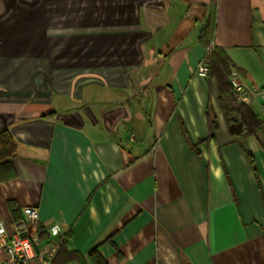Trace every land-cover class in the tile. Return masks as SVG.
Returning a JSON list of instances; mask_svg holds the SVG:
<instances>
[{"label":"crops","instance_id":"0c3cea01","mask_svg":"<svg viewBox=\"0 0 264 264\" xmlns=\"http://www.w3.org/2000/svg\"><path fill=\"white\" fill-rule=\"evenodd\" d=\"M208 19L255 136L197 74ZM263 130L264 0H0V224L37 207L50 264H264Z\"/></svg>","mask_w":264,"mask_h":264},{"label":"built area","instance_id":"2783aa9c","mask_svg":"<svg viewBox=\"0 0 264 264\" xmlns=\"http://www.w3.org/2000/svg\"><path fill=\"white\" fill-rule=\"evenodd\" d=\"M208 62L206 55L198 65V75L208 76ZM230 83L234 99L244 102L247 89L234 70L230 72ZM22 214V219L17 223V232L12 236H9L0 224V251L6 255V259L0 257V264H50L60 247L62 235L59 228L57 225L50 226L47 229V240L42 244L39 237L37 207L25 206Z\"/></svg>","mask_w":264,"mask_h":264},{"label":"trees","instance_id":"16d2710c","mask_svg":"<svg viewBox=\"0 0 264 264\" xmlns=\"http://www.w3.org/2000/svg\"><path fill=\"white\" fill-rule=\"evenodd\" d=\"M212 33L213 22L208 19L200 29L199 40L210 50V53H207L209 56V76L217 82L219 104L228 131L237 140L255 136L263 121L246 103L239 102L232 96V87L228 81L232 65L221 47L211 45ZM212 123L214 126L215 121L212 120ZM14 148L11 136L6 131H0V163L8 161V156L13 153Z\"/></svg>","mask_w":264,"mask_h":264},{"label":"rangeland","instance_id":"374dc122","mask_svg":"<svg viewBox=\"0 0 264 264\" xmlns=\"http://www.w3.org/2000/svg\"><path fill=\"white\" fill-rule=\"evenodd\" d=\"M210 21H211V19H210ZM208 54L210 53V50H209V52H207ZM208 57V59H209V56H207ZM208 65H209V63H208ZM210 71V70H209ZM230 72H231V69H230ZM228 81H229V83H230V74H229V76H228ZM230 85H231V83H230ZM232 87V86H231ZM260 128H261V126H260ZM260 128H259V131H260ZM258 131V132H259ZM257 132V133H258ZM263 132H264V130H263Z\"/></svg>","mask_w":264,"mask_h":264}]
</instances>
